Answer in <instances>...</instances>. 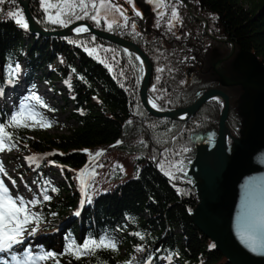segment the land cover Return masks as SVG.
I'll return each instance as SVG.
<instances>
[{"label": "trees", "instance_id": "obj_1", "mask_svg": "<svg viewBox=\"0 0 264 264\" xmlns=\"http://www.w3.org/2000/svg\"><path fill=\"white\" fill-rule=\"evenodd\" d=\"M191 4L213 37L232 43L234 53L225 61L230 67L226 70H231L240 52L255 54L264 65V0H192ZM16 9L23 12L17 0L0 5V125H8L17 110V106L7 110L3 99L10 92L12 99L19 100L16 92L23 82L28 98L34 95L37 82L56 93L62 91L54 82L62 83V98L65 104L71 103L69 119L74 122L61 135L48 134L41 127L5 128L15 148L22 147L37 158L35 163L29 160L27 168L12 162L15 174L20 179L32 176L39 193L47 188L51 197L49 201L41 195L34 197L40 201L33 209L41 222L29 225L37 228L42 251L58 254L59 264H159L163 260L167 264H229L190 220L198 199L194 181L187 176L195 146L217 132L220 103H205L187 121L152 117L141 104L143 70L132 52L91 34L32 35L7 16ZM29 11L46 31L62 30L79 21L101 31L88 18L71 19L66 26L48 23L39 0L30 1ZM112 34L137 45L149 59L152 76L147 95L158 110L188 107L204 90L214 88L211 77L190 85L185 68L191 66L194 49L180 52L160 45L148 51L133 39L137 33ZM205 38L208 52L216 48L221 58L230 53V43ZM93 48L96 52L89 55ZM58 57L60 64H56ZM17 64L23 65L25 76L22 82L8 83L10 69ZM231 91L226 128L230 137H238L242 117L235 98L238 101L240 92ZM97 152L103 154L96 157ZM145 154L152 159L147 161ZM52 168L62 178L61 184H51L48 172L54 171L46 170ZM82 172L91 175L78 179ZM82 183L85 203L75 217ZM101 236L113 239L116 250L100 249L80 259L63 254L70 242L81 245Z\"/></svg>", "mask_w": 264, "mask_h": 264}, {"label": "water", "instance_id": "obj_2", "mask_svg": "<svg viewBox=\"0 0 264 264\" xmlns=\"http://www.w3.org/2000/svg\"><path fill=\"white\" fill-rule=\"evenodd\" d=\"M17 1L29 23L28 33L32 35L43 38H66L72 35L91 34L132 52L143 69L139 86L141 104L152 117L187 121L205 103L221 98L217 132L195 146V157L187 173L194 181L193 186L198 199L190 214V220L229 264H264V246L252 251L241 243L239 238L247 234L252 214L258 205L264 203V66L257 56L250 52L238 53L231 70L236 71L240 75L239 78L233 79L226 73L217 71L216 64L227 61L233 55L234 47L230 41H219L211 36L205 20L199 16L195 17L196 20L202 21L205 33L212 40L231 44L230 53L217 63L211 64V69L218 76L222 87H241L243 91L240 99L244 102L240 106L239 115L245 119L242 121L239 137L232 138L226 128L230 101L224 92L215 89L205 91L193 104L182 109L161 111L151 108L147 94L152 66L137 45L116 35L96 30L84 21L76 22L62 30L46 31L32 18L29 11L31 0ZM199 5L202 9V1H199ZM77 27H86L88 31L72 33ZM228 139L231 141L230 145ZM209 140L213 142L211 148ZM257 243L264 245V234L257 236Z\"/></svg>", "mask_w": 264, "mask_h": 264}, {"label": "snow or ice", "instance_id": "obj_3", "mask_svg": "<svg viewBox=\"0 0 264 264\" xmlns=\"http://www.w3.org/2000/svg\"><path fill=\"white\" fill-rule=\"evenodd\" d=\"M6 0H0V5H4ZM12 4L16 3V0H10ZM40 7L42 8L46 20L51 24H59L61 26H66L71 19H84L88 18L95 22L98 26L101 24V19L103 18L104 23L107 25L108 30H112L113 23H115V17L112 13H119L120 16L125 17V22L127 20V13L119 6H115L111 0H39ZM127 3L132 4L133 0H127ZM157 7H160L157 4ZM79 9V12H77ZM54 10V11H53ZM133 11L137 16H140V12L136 11L133 6ZM91 13V14H90ZM163 13H161V16ZM7 16L14 20V22L22 29L28 30L29 23L27 22L23 12L19 9L10 10L7 12ZM111 17V22L110 18ZM172 20L169 22V27L173 26L174 22H178L179 16L175 8L171 12ZM117 27H122L124 25L116 24ZM135 29V24L132 25ZM86 27H81L75 29L77 34L82 32H87ZM96 49L93 48L89 50V55H93ZM111 70V69H110ZM20 66L17 64L15 68L10 69L8 83H15L14 77L19 73ZM29 100L35 101L36 104L41 107H46L39 97L33 95L28 98ZM153 107L156 105L153 103ZM50 111H54L49 109ZM39 112L33 110L27 103H21L18 106V110L13 112L10 117L8 125H0V152L5 150H12L16 147V144L12 142L13 136L11 133L5 131L6 127L12 128H34L41 127L47 128L51 126V123L44 120ZM28 121H31L29 123ZM102 152H97L96 157L102 155ZM95 157H93L94 159ZM28 160L35 163L37 161L36 157H29ZM0 175H6L5 169L2 164H0ZM91 175L89 173H80L78 179L85 176ZM166 175H169L166 173ZM170 178H173L170 176ZM15 181H12V187H15ZM84 187L82 183V188ZM53 192L57 189L52 188ZM40 195L43 197L44 201H49L51 197L48 195V189H42ZM90 202V198H88ZM40 201L38 199L26 200L23 196L13 195L9 186L6 185L4 180L0 179V253L10 254V261L12 264H33L34 261H46L53 259L56 264H59L57 260V255L53 252H43L38 256H33L29 252L25 251L24 255L20 258L13 253L15 245L23 243L24 234L27 232L29 235L34 234L37 230L36 227L29 228V225H38L41 222V215L31 211L32 208L36 207ZM85 203L84 200L81 201V206ZM79 215V212L76 213ZM259 234H264V203L257 206L256 210L251 216L248 230L246 235H241V243L245 244L250 250L256 251L257 247L264 246L257 243V236ZM139 235V234H137ZM143 239V237H140ZM116 243L113 239L101 236L99 239H86L83 244L77 245L74 242H70L66 245L65 253L68 256L80 259L81 256L94 255L97 250L100 249H110L112 251L116 250ZM137 251H142V249H137Z\"/></svg>", "mask_w": 264, "mask_h": 264}, {"label": "flooded vegetation", "instance_id": "obj_4", "mask_svg": "<svg viewBox=\"0 0 264 264\" xmlns=\"http://www.w3.org/2000/svg\"><path fill=\"white\" fill-rule=\"evenodd\" d=\"M111 2L115 6L121 7L127 13V20L125 22V17H122L119 13H116L117 20H115V23H113L112 30H108L104 20L101 19V24L99 25L101 31L110 34L119 33L122 35H126V33H137L136 35L132 36L133 39H135L139 44L143 45L148 51H150L149 48H153L152 46L160 47V45L168 48H176L180 52H183V50H186L187 48L194 49L195 53L193 55L191 66L185 68L187 78L189 80L192 79V84L190 85H198V82L202 81V79L211 77L214 78L216 82L214 88L211 89L220 90L229 97L232 93L231 90L235 88L240 92V100V97L243 93L242 88L222 87L220 85L218 76H216L211 70V64L217 63L221 57H219V50L216 48L210 50L209 52L207 51V40L205 36L208 35L204 31V25L202 21L195 19V17H198V15L192 13V0H133L132 4L127 3V0H111ZM157 4H159L160 7H157ZM133 6L135 7L136 11L140 12V16H137L135 11L132 10ZM173 8L177 10L179 20L178 22H174L173 26L170 28L169 22L172 20L171 12ZM161 13H163L162 16ZM116 24H121L124 26L117 27ZM133 24H135V29L132 27ZM200 24H202L203 29L201 28ZM191 33H194V35L192 36ZM192 39L193 41H191ZM217 39L219 41H224L220 40L219 38ZM219 41L215 42L218 44L224 43ZM235 59L236 57L234 58V61ZM229 68L228 62L216 64V70L219 72L222 71L224 73V71H226L225 69ZM225 73L228 75V77L233 79L240 77L236 71L227 70Z\"/></svg>", "mask_w": 264, "mask_h": 264}, {"label": "rangeland", "instance_id": "obj_5", "mask_svg": "<svg viewBox=\"0 0 264 264\" xmlns=\"http://www.w3.org/2000/svg\"><path fill=\"white\" fill-rule=\"evenodd\" d=\"M192 11L191 12L193 14L195 12L197 13V11H195V9ZM112 16H114L115 20H117L115 12L112 13ZM109 19L111 22V17ZM60 63H62V58L58 57V59L56 60V64H60ZM225 72L226 71H224V73ZM142 74H143V72H142ZM24 76H25V68L23 67V65L20 64V71L15 76V80L17 82H22V79L24 78ZM20 84H21L20 90L18 92H16L17 96L20 97L19 100L14 99V97L12 99V94L10 92L3 99L7 110L10 111L14 106H17V110H18V106L22 102L27 103L30 107L33 108L34 111L39 112L41 114V117L44 120L51 123L50 127L42 128L41 129L42 131H44L48 134H52V135L67 134L69 132L70 128H72L74 126V122L69 119V111H71L72 105L69 102L65 104V101L62 98L65 96V94L63 92L62 83H60L59 81L54 82L55 87L62 91L60 93L54 92L51 88H49L46 84H44L42 82L36 83L35 90L33 91V93L35 96L40 98V100L43 102L44 105H46V107H41V108H39L36 103H34L32 100H29L28 96H26V92L24 91V82H23V84L22 83H20ZM236 99L237 98H235V105L237 103V108H238V111L240 113V106H241V104H243L244 100L242 101L241 99L239 100V98H238V101H236ZM49 108H53L55 110L50 111ZM41 117H38V118H41ZM243 119H245V117L242 118V121H243ZM28 122L31 123V121H28ZM35 132H37V131H35ZM238 137H239V135H238ZM238 137H232V138H238ZM209 141H210L209 147L211 148L213 146V142H212V140H209ZM230 144H231V141L228 139V145H230ZM29 157H30V155L28 154V152H26V150L22 147L13 148L10 151L5 150L4 152H0V164L3 165L5 172H6V175H0V179L4 180L6 185L9 186V188H10V190L14 196L20 195V196H23L26 200H31L34 197L38 198L40 196V193H39L37 187L35 186V183L33 181L32 176L26 177L25 179H20L15 174L14 165L12 164V162L17 163L16 165H18L20 167L27 168V165L29 162V160L27 158H29ZM144 157L147 159V161H148V159H152L151 154H145ZM46 171H54L52 173L48 172V176H49L51 184L57 185V184H61L63 182V180L59 176L58 172H56L53 168L48 169ZM12 181H15V183H16L15 187H12ZM117 181L122 182L123 178L122 179L118 178ZM81 201H80V203H78L76 213L81 212V210L83 208V206H81ZM31 211L35 213V210L33 208L31 209ZM69 220L70 219H68L66 222L62 223V225L60 227H62L65 223H68ZM40 238L41 237L38 236L36 234V232L34 234H31V235H29V234L24 235L23 243L15 245L14 249H13L14 250L13 253L16 254L17 257H19V256L22 257V255L20 254L22 252L21 249H24V250L26 249L27 252H29L33 256H38V255L42 254L43 251L40 248V242H41ZM4 255H5V257L10 256V254H8V253H4ZM5 257H3V258L5 260H7V258H5ZM3 262L7 263L6 261H3ZM33 264H56V263L52 259H49L46 261H34ZM159 264H167V261H165V260L160 261Z\"/></svg>", "mask_w": 264, "mask_h": 264}, {"label": "bare ground", "instance_id": "obj_6", "mask_svg": "<svg viewBox=\"0 0 264 264\" xmlns=\"http://www.w3.org/2000/svg\"><path fill=\"white\" fill-rule=\"evenodd\" d=\"M77 28H81V27H77ZM77 28H74L73 30H72V33H76L75 32V29H77ZM216 101L218 102V103H221L222 102V100H221V98H216ZM152 102L150 101V103H149V106L151 107V108H156V107H153L152 106ZM225 137H227V135L225 136ZM13 251V250H12ZM21 251H22V249H21ZM14 252V251H13ZM3 257H5V255H4V253H0V261H6L8 264H12V262L10 261V256L9 257H5V258H7V260H5Z\"/></svg>", "mask_w": 264, "mask_h": 264}]
</instances>
